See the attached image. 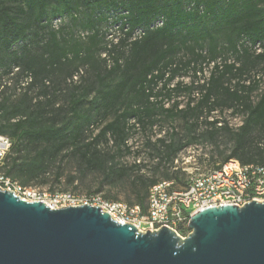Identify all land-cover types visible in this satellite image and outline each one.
I'll return each instance as SVG.
<instances>
[{
  "label": "trees",
  "instance_id": "16d2710c",
  "mask_svg": "<svg viewBox=\"0 0 264 264\" xmlns=\"http://www.w3.org/2000/svg\"><path fill=\"white\" fill-rule=\"evenodd\" d=\"M57 19L66 23L54 28ZM103 26L115 27L118 37L101 48ZM69 27L87 32V43ZM204 66L208 77L201 82ZM258 66L264 67V0H0V137L11 141L0 170L25 188L58 158L76 154L103 183L129 180L137 204L128 205L145 213L153 185L186 187L188 175L175 162L191 145L217 150L219 138L230 145L220 162L202 159V171L228 160L264 166ZM182 76L188 84L177 81ZM8 77L22 86L19 94L1 86ZM62 84L68 88L57 105ZM179 92L187 96L185 106L174 100L164 108ZM215 111L240 117L241 124L231 127L213 118ZM159 119L179 120L180 129L151 140ZM98 123V133L85 141ZM136 131L162 179L147 180L141 161L115 162L131 154L126 142Z\"/></svg>",
  "mask_w": 264,
  "mask_h": 264
},
{
  "label": "water",
  "instance_id": "95a60500",
  "mask_svg": "<svg viewBox=\"0 0 264 264\" xmlns=\"http://www.w3.org/2000/svg\"><path fill=\"white\" fill-rule=\"evenodd\" d=\"M188 227L139 232L98 206L52 209L0 188V264H264V201L202 209Z\"/></svg>",
  "mask_w": 264,
  "mask_h": 264
},
{
  "label": "built area",
  "instance_id": "2783aa9c",
  "mask_svg": "<svg viewBox=\"0 0 264 264\" xmlns=\"http://www.w3.org/2000/svg\"><path fill=\"white\" fill-rule=\"evenodd\" d=\"M8 148L7 140L0 138V164ZM187 175V185L181 190H173L170 181L153 185L148 192L145 213L139 206L107 202L97 195L78 199L67 192L54 193L46 203L41 193L24 188L4 176H0V188L12 191L27 202L42 201L52 209L98 206L117 223L133 225L139 232L166 227L181 238L190 233L188 224L197 211L226 205L242 207L251 201H264V166L241 165L237 160H228L218 170L194 168Z\"/></svg>",
  "mask_w": 264,
  "mask_h": 264
},
{
  "label": "rangeland",
  "instance_id": "374dc122",
  "mask_svg": "<svg viewBox=\"0 0 264 264\" xmlns=\"http://www.w3.org/2000/svg\"><path fill=\"white\" fill-rule=\"evenodd\" d=\"M62 23H66V21L57 19L52 22V25L54 28H57L61 26ZM69 29L74 32L76 38L80 37L77 40H80L81 43H87V32H83L78 28L76 29L69 27ZM102 31H105L106 34L103 43L100 46L101 48H103V46L105 45H108L111 40L115 41L116 37H118V31L115 27L103 26ZM138 35L139 32H136L134 34V36ZM258 51L259 50H257V52ZM81 70L84 74V70ZM208 71L209 68L204 66L202 76L198 74V77L201 82L203 81V77H208ZM254 76L262 77L261 79L264 81V67L258 66L254 70ZM10 78L11 77L4 78L2 80L1 86L5 88L8 87V94L15 93L14 95H17L20 93L22 86H14ZM74 80L77 82L79 81L78 77H76ZM177 81H181L184 84H188L190 78L188 76H182L178 78ZM67 88V86L62 84L60 85V89L57 90V105H61L64 103V95L66 93ZM174 100L179 102V108H183L187 102V96L184 92H179L176 98L169 102H164V108L170 107ZM158 117H165V115L159 114ZM212 117H216L222 121H226L231 127H238L241 124L240 117H233L229 114V112H223V114H220L218 111H215L212 114ZM180 125L181 122L179 120H175L174 122L170 123L169 121L159 119L152 128L151 133H149V136L151 140H154L156 137L163 136L165 133H168L169 129L172 126L179 130ZM93 127L94 128H92V130H88L87 132H85V141H89L92 137H94V135L98 133L100 124L98 123L97 126L94 125ZM0 138L7 140L10 147L11 141L7 137ZM126 143L127 146L130 147L131 154L117 157L115 162L122 165H130L133 164L134 161H141L146 167L143 168L140 173L144 174L147 180L162 179V174L160 172L157 174L154 170L155 164L157 163L156 160L151 159L148 156V151L144 150V147H142L144 143V138L142 134L138 133V131L133 132ZM218 143L219 148L217 150L210 144H195L187 147L183 152L180 153L177 161L175 162V166L178 169H183L184 173L187 174V172H190L192 169L199 168V165L201 163L200 161L202 159H206V157H213L212 161L220 162L222 157L229 153L230 145L224 138H219ZM261 145H264L263 141L260 143V146ZM108 148L109 145L106 146L103 142L100 145V149H103L105 151ZM138 151H140L139 156L133 154L138 153ZM219 152H221L222 154H219ZM137 175L138 172L135 171L132 176ZM0 176H4V170L2 169L0 170ZM15 182L18 183V181ZM181 187V184H177L175 186V189L179 190ZM25 188L35 190L38 193H41L44 196V200L46 203H49V199L54 193L67 192L74 195L78 199H80L82 196L97 195L103 200L123 202L126 204H137V199L134 193L132 192L129 180L117 182L115 183V185L103 183L102 176L99 173L84 169V167L80 164L77 155L71 153L62 158H58L54 163H51L48 167L47 173L44 176L36 180H32L29 185Z\"/></svg>",
  "mask_w": 264,
  "mask_h": 264
}]
</instances>
